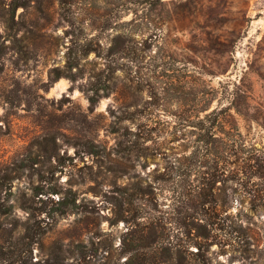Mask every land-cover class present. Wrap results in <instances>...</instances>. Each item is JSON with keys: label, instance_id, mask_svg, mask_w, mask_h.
Instances as JSON below:
<instances>
[{"label": "rangeland", "instance_id": "1", "mask_svg": "<svg viewBox=\"0 0 264 264\" xmlns=\"http://www.w3.org/2000/svg\"><path fill=\"white\" fill-rule=\"evenodd\" d=\"M0 264H264V0H0Z\"/></svg>", "mask_w": 264, "mask_h": 264}, {"label": "trees", "instance_id": "2", "mask_svg": "<svg viewBox=\"0 0 264 264\" xmlns=\"http://www.w3.org/2000/svg\"><path fill=\"white\" fill-rule=\"evenodd\" d=\"M197 140L201 141L204 144L205 147L208 145L207 131H206L205 128H203V133L201 134V136ZM150 245H151V243L150 244L149 243H145V245L143 247H149Z\"/></svg>", "mask_w": 264, "mask_h": 264}, {"label": "bare ground", "instance_id": "3", "mask_svg": "<svg viewBox=\"0 0 264 264\" xmlns=\"http://www.w3.org/2000/svg\"><path fill=\"white\" fill-rule=\"evenodd\" d=\"M62 85V84H61ZM62 88V87H61Z\"/></svg>", "mask_w": 264, "mask_h": 264}]
</instances>
